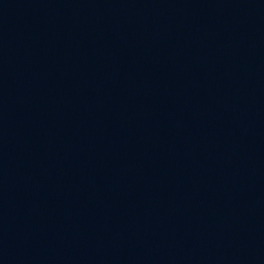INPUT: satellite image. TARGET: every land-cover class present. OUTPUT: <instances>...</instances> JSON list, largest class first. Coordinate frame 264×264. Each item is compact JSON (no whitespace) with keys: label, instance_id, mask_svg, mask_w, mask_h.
Masks as SVG:
<instances>
[{"label":"water","instance_id":"95a60500","mask_svg":"<svg viewBox=\"0 0 264 264\" xmlns=\"http://www.w3.org/2000/svg\"><path fill=\"white\" fill-rule=\"evenodd\" d=\"M0 264H264V0H0Z\"/></svg>","mask_w":264,"mask_h":264}]
</instances>
